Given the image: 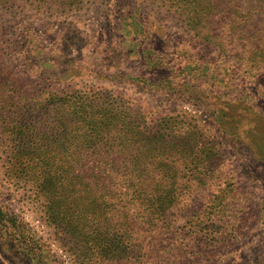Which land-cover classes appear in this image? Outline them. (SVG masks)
Returning a JSON list of instances; mask_svg holds the SVG:
<instances>
[{"label":"rangeland","instance_id":"374dc122","mask_svg":"<svg viewBox=\"0 0 264 264\" xmlns=\"http://www.w3.org/2000/svg\"><path fill=\"white\" fill-rule=\"evenodd\" d=\"M208 3L198 35L180 0H0V207L19 216L0 215V264H264V0L190 2ZM64 99L112 119L142 222L108 204L76 234L44 220L16 158L42 143L29 121L51 144Z\"/></svg>","mask_w":264,"mask_h":264},{"label":"trees","instance_id":"16d2710c","mask_svg":"<svg viewBox=\"0 0 264 264\" xmlns=\"http://www.w3.org/2000/svg\"><path fill=\"white\" fill-rule=\"evenodd\" d=\"M191 1L180 0V5L184 8L189 28L202 35L206 26L201 21L214 12L216 5L208 3L209 10L205 11L207 7L195 10ZM59 101L52 103V107L59 106L57 110L62 108V114L56 112L58 117L54 121L51 144L50 135L40 130L41 118L29 121L26 129L42 143H35L34 149L26 145L16 158L21 163L19 157L26 159V171L30 172L31 169L36 172L33 193L44 220L50 225L70 228L76 234L83 225L80 223L83 218L91 214L95 216L93 221H96L97 215L104 210L102 207L110 205L117 214L118 227L126 222H142L146 210L142 205L145 193L143 169L141 165L133 164L134 158L129 148L115 146V137L107 136L112 134V119L81 113L83 105L66 99ZM64 108L69 111L66 113ZM123 133L124 130L120 129L117 134ZM104 141L107 143L104 144ZM117 149L120 151L117 152ZM91 162L93 165H90ZM129 214H132L130 219ZM0 215L7 224L18 223L19 216L15 212L0 207ZM123 215H126L125 221ZM136 226L133 224L132 227ZM35 246L31 254L36 260L43 261V244L36 239ZM138 248V245H133V253L142 254L143 251Z\"/></svg>","mask_w":264,"mask_h":264}]
</instances>
